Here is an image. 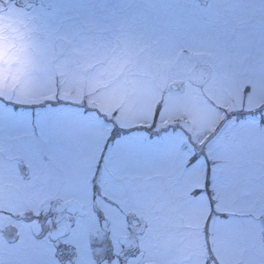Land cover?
Instances as JSON below:
<instances>
[{"label":"snow or ice","instance_id":"obj_1","mask_svg":"<svg viewBox=\"0 0 264 264\" xmlns=\"http://www.w3.org/2000/svg\"><path fill=\"white\" fill-rule=\"evenodd\" d=\"M69 2L53 0L59 5ZM179 2L188 14L165 19L161 12L166 15L174 0H140L137 7L147 3L155 16L140 17L137 26L123 22L119 30L132 36L141 50L164 51L170 59L177 63L183 60L189 66L211 64L220 70L221 78H227L231 69L240 68L230 87L215 95L211 107L187 95L171 93L167 98L161 94L155 107H151V99L146 100L138 110L125 108L122 103L115 106L119 103L117 94L86 99L79 88L57 84L55 76L34 78V73L45 71L44 56L54 46L39 41L28 43L23 36L19 46L6 44L0 35V153L6 139L17 141L20 154L15 173L23 180V168L30 177L25 185H17L26 189L19 201L25 206L13 212L2 206L0 166V216L20 218L18 224L11 225L15 228L11 243L4 238L5 228L0 227V264H152L145 256L146 244L158 230V218L149 215L138 198L126 201L111 194L114 166L131 160L134 149L145 144L180 145L188 195L196 211L203 214L206 208L204 252L211 251L212 255H206L204 264L210 260L219 264L215 248L210 247L215 244V230L230 224L236 216L249 214L233 210L235 201L222 196L228 172L234 167L224 132L236 129L264 134V0H213L217 5L239 8L241 15L232 19L214 17L211 5L202 7L200 0ZM134 4L136 0H127L125 6L132 8ZM249 10L260 14L255 23L244 15ZM73 11L85 26L92 24L78 9L74 7ZM158 30L162 35L153 39ZM60 39L69 51L92 47L80 32ZM132 50L129 40L125 54L131 55ZM149 110L151 121L144 122ZM184 114L190 116L199 132L212 133L211 138L185 136L186 126L176 124ZM83 122L93 130L98 154H93L94 162L80 184L65 186L61 191L60 173L65 171L69 148ZM220 124L224 128L217 134ZM117 178H126L134 190L147 177L136 171ZM48 191L55 194H41ZM105 237L103 259L97 260L99 249L94 245H103Z\"/></svg>","mask_w":264,"mask_h":264},{"label":"rangeland","instance_id":"obj_2","mask_svg":"<svg viewBox=\"0 0 264 264\" xmlns=\"http://www.w3.org/2000/svg\"><path fill=\"white\" fill-rule=\"evenodd\" d=\"M126 3L127 0H70L59 5L53 0H0V35L6 44L19 46L23 36L28 43L39 41L54 46L44 56L45 71L34 73V78L55 76L57 84L64 82L65 87L79 88L86 99L96 100L117 94L119 103L115 106L122 103L125 108L138 110L146 100L151 99V107H155V100L161 94L167 98L171 93L178 97L187 95L200 105L211 107L215 95L230 87L240 68L231 69L227 78H221L220 70L211 64L189 66L183 60L177 63L170 59L164 51L141 50L132 36L119 30V25L127 22L137 26L140 17L151 18L156 12L147 3L137 7L140 0H136L132 8H127ZM200 3L202 7L211 5L214 17L232 19L241 15L239 8L230 9L213 3V0H200ZM74 7L92 24L85 26L75 16ZM187 14L179 0H174V6L167 9L166 15L161 12L165 19ZM244 15L252 18L253 23L260 17L258 12L251 10ZM100 27L106 30L98 31ZM76 32L87 37L92 47L69 51V46L60 37L75 36ZM161 35L162 31L158 30L152 38ZM129 40L133 50L131 55H126L125 43ZM252 78L256 79L255 76ZM223 95L226 96L227 92ZM150 121L149 110L148 120L144 122ZM181 123L188 129L184 134L190 139L193 134L196 139L213 135L207 131L199 132L188 114L179 116L176 124ZM223 128L224 125L220 124L217 134ZM224 137L234 167L228 172L222 196L235 201L233 210L249 214L236 216L230 224L218 226L215 244L210 247L215 248L219 264H264V134L229 129L224 132ZM17 145V141L6 139L0 153L2 206L13 212L22 211L25 206L19 201L24 198L26 189L17 185H25L30 180L23 168L20 170L23 180L15 173L16 157L20 154ZM181 152L179 144L172 147L145 144L134 149L131 160L114 166L111 194L126 201L138 198L141 207L153 218H158L155 221L158 230L146 244V258L159 264H204L206 255H212L211 251L204 252L202 228L206 208L198 218L188 215L193 202L188 195ZM94 153L98 154V145L93 130L83 122L69 148L65 171L60 173L61 191L65 186L80 184L84 174L81 169L83 160L88 168L94 162ZM136 171L143 172L147 178L138 182L134 190L126 178H117ZM258 214L259 220L256 219ZM19 219L7 214L0 216V227L5 228L4 238L9 243L15 239V228L11 225L18 224ZM18 226L24 229L23 225ZM105 247L106 237L103 245H94V249H99L97 260L103 259ZM209 264H216V261L210 260Z\"/></svg>","mask_w":264,"mask_h":264},{"label":"bare ground","instance_id":"obj_3","mask_svg":"<svg viewBox=\"0 0 264 264\" xmlns=\"http://www.w3.org/2000/svg\"><path fill=\"white\" fill-rule=\"evenodd\" d=\"M85 164V162H84V160H83V165H82V167H81V169H82V173H84V171L87 169V167L84 165ZM81 175H79L78 177H80ZM188 215L191 217V216H195L196 218H198V217H200V215H201V212H198V211H196L195 210V206L194 205H192L191 206V208H190V211L188 212Z\"/></svg>","mask_w":264,"mask_h":264},{"label":"water","instance_id":"obj_4","mask_svg":"<svg viewBox=\"0 0 264 264\" xmlns=\"http://www.w3.org/2000/svg\"><path fill=\"white\" fill-rule=\"evenodd\" d=\"M152 264H155L154 262H152Z\"/></svg>","mask_w":264,"mask_h":264}]
</instances>
